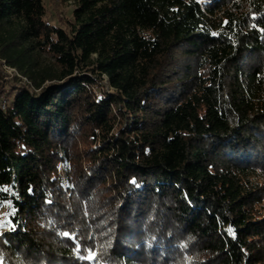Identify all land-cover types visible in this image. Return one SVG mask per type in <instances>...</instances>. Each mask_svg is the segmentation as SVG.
<instances>
[{"label":"trees","instance_id":"16d2710c","mask_svg":"<svg viewBox=\"0 0 264 264\" xmlns=\"http://www.w3.org/2000/svg\"><path fill=\"white\" fill-rule=\"evenodd\" d=\"M66 1L0 0V264H264V0Z\"/></svg>","mask_w":264,"mask_h":264},{"label":"rangeland","instance_id":"374dc122","mask_svg":"<svg viewBox=\"0 0 264 264\" xmlns=\"http://www.w3.org/2000/svg\"><path fill=\"white\" fill-rule=\"evenodd\" d=\"M46 6V18L56 25H66L72 19V3L66 0H44ZM5 70V78L17 75L14 71L2 67ZM14 80V79H13ZM106 84V82H105ZM107 88V85L105 86ZM12 227L11 221L7 216L5 203L0 206V233Z\"/></svg>","mask_w":264,"mask_h":264},{"label":"built area","instance_id":"2783aa9c","mask_svg":"<svg viewBox=\"0 0 264 264\" xmlns=\"http://www.w3.org/2000/svg\"><path fill=\"white\" fill-rule=\"evenodd\" d=\"M6 68H8V69H10V70L14 71L16 74H18V72H17V71H16L14 68L7 67V66H6Z\"/></svg>","mask_w":264,"mask_h":264},{"label":"snow or ice","instance_id":"6c2138e0","mask_svg":"<svg viewBox=\"0 0 264 264\" xmlns=\"http://www.w3.org/2000/svg\"><path fill=\"white\" fill-rule=\"evenodd\" d=\"M64 235L65 236H67L68 235V233H64ZM89 259H92V258H94V257H88Z\"/></svg>","mask_w":264,"mask_h":264}]
</instances>
